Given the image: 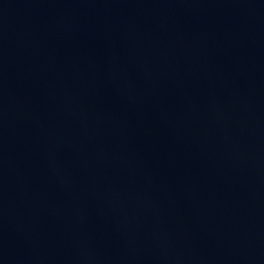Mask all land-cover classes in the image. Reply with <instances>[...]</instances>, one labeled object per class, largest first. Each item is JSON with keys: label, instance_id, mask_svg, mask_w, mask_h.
I'll return each mask as SVG.
<instances>
[{"label": "water", "instance_id": "1", "mask_svg": "<svg viewBox=\"0 0 264 264\" xmlns=\"http://www.w3.org/2000/svg\"><path fill=\"white\" fill-rule=\"evenodd\" d=\"M0 264H264V0H0Z\"/></svg>", "mask_w": 264, "mask_h": 264}]
</instances>
